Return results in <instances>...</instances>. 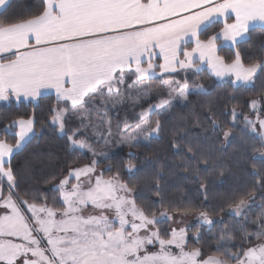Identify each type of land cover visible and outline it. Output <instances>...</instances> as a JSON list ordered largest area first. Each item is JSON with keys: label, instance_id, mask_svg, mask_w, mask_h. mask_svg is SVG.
Wrapping results in <instances>:
<instances>
[{"label": "snow or ice", "instance_id": "obj_1", "mask_svg": "<svg viewBox=\"0 0 264 264\" xmlns=\"http://www.w3.org/2000/svg\"><path fill=\"white\" fill-rule=\"evenodd\" d=\"M38 2L22 16L9 12L13 0H0V101L39 106L54 92L47 124L66 137L71 151H86L89 162L51 177L56 182L49 190L33 187L31 167L22 173L13 159L38 141L35 114L5 126L12 140L0 137V264H264V89L249 102L254 118L243 116L242 131L260 145L251 152L261 166L254 163V182L228 198L234 224L206 207L166 202L159 172L142 191L141 169L132 162L136 153L114 165L112 152L93 146H150L174 102L193 93L189 73L205 67L236 90L254 87L264 77V56L246 60L242 47L255 29L264 30V0ZM225 48L231 54L221 55ZM158 72L183 76L165 81L166 92L153 95L150 82ZM195 94L210 93L198 84ZM231 115L233 126L226 129L209 116L212 132L223 137L218 145L189 129L173 136L171 147L200 181L205 202L200 169L209 170L213 155L233 140L235 108ZM253 207L259 212L250 219ZM190 214L200 226L191 235L184 224ZM217 224L223 227L211 235L214 243L202 244V229L211 234ZM193 238L199 246L189 244Z\"/></svg>", "mask_w": 264, "mask_h": 264}, {"label": "trees", "instance_id": "obj_2", "mask_svg": "<svg viewBox=\"0 0 264 264\" xmlns=\"http://www.w3.org/2000/svg\"><path fill=\"white\" fill-rule=\"evenodd\" d=\"M39 7L38 0H13L9 12L12 14L26 16L31 14ZM216 26H214L215 29ZM211 31V29H210ZM242 52L245 59L249 57L258 59L264 56V30L255 29L251 33V40L243 45ZM221 55H229L230 50L225 48ZM183 76L164 75L156 77L150 82V89L153 95L166 92L162 86L165 81L180 79ZM189 83L192 89L198 84H204L208 90V95H197L195 92L188 96L187 101L174 102L171 112L164 117V130L159 138L154 139L150 146L132 148L131 152L136 153L133 163L141 169L137 179L141 185V190L147 192L151 184V178L159 172L162 176L160 181L163 188V195L166 202H175L180 205H191L194 208L206 207L210 212H216V218L224 217V220L231 224L235 221L227 215L228 198L230 194L239 188L250 186L254 181L250 175L252 165L261 166L259 160L252 159L251 149L253 146L260 147L259 143L249 138L242 129L244 128V115H250V101L258 99L261 89H264V77H260L254 87L239 90L234 89L228 83L216 81L207 71L199 74L189 73ZM54 101V97L47 96L40 101L39 106L28 102H11L0 105V137H6L10 141L12 136L5 131V126L10 121L18 117H27L35 114L36 130L40 133L38 141H33L26 149L20 152L13 159V165L21 169L23 173L25 166L31 167L29 179L33 187H40L42 190H49L55 180L53 176H59V173L66 172L68 166H78L89 162L87 152H73L69 149L66 137L59 134V131L47 124L48 105ZM126 106H131L132 100H126ZM264 108V104H261ZM235 108L239 113L235 121V136L222 152H216L209 165V170L200 169V176L207 183L208 200L205 202L202 190L199 187L200 181L194 178L191 171L186 172L184 161L181 155H177L171 147L173 136L177 131L183 133L184 129H189L200 136L211 137L210 143L217 145L222 142L223 137L219 130L215 133L211 129L209 116L219 122L222 129L233 126L231 111ZM211 109V112H209ZM123 115V113L121 114ZM198 122V123H197ZM207 129V132L205 131ZM220 139L217 140L216 137ZM247 141L245 144L242 138ZM117 149L114 153V165H121L130 158L125 155L123 150ZM194 163V162H193ZM103 167V165H102ZM223 169V175L219 170ZM127 178V173H124ZM49 178V183H45V178ZM51 195V193H49ZM148 195L153 200L151 192ZM261 203L259 190L256 195V205ZM223 208V211H221ZM162 210V209H161ZM259 212L258 207H253L249 213L250 219H255ZM239 227V225H236ZM223 225L217 224L210 234L206 228L202 229L204 239L201 241L204 245L214 243L211 235L217 233ZM250 231L255 230V226L248 225ZM195 232V228L190 229V235ZM189 244L197 245L195 240L190 239Z\"/></svg>", "mask_w": 264, "mask_h": 264}, {"label": "rangeland", "instance_id": "obj_3", "mask_svg": "<svg viewBox=\"0 0 264 264\" xmlns=\"http://www.w3.org/2000/svg\"><path fill=\"white\" fill-rule=\"evenodd\" d=\"M164 75H168V74H164ZM163 75V76H164ZM157 77H161L160 73L158 72L157 73ZM193 92H195V89H193ZM178 102H184V101H178ZM261 107V105H260ZM237 112V111H236ZM238 113V112H237ZM238 116H239V113H238ZM249 116H253V113H252V110L250 108V115ZM232 117V115H231ZM232 120H233V117H232ZM113 124H115V120L113 121ZM60 134V133H59ZM61 135V134H60ZM93 146L97 149V150H104V151H110L112 152L113 154L116 152L117 149H114L112 145H105L103 142H99V143H95L93 144ZM125 149L123 150L124 154L127 155L129 151H131V149H129L128 147H124ZM86 152V151H85ZM184 224H187V225H190L191 228L190 229H193L195 228V231L199 226L198 222H197V219H196V214H190L188 216H186L184 218ZM204 228L207 229V227L205 226ZM192 240H195L194 238Z\"/></svg>", "mask_w": 264, "mask_h": 264}, {"label": "crops", "instance_id": "obj_4", "mask_svg": "<svg viewBox=\"0 0 264 264\" xmlns=\"http://www.w3.org/2000/svg\"><path fill=\"white\" fill-rule=\"evenodd\" d=\"M205 71H207L206 67H205ZM207 73H209V72L207 71ZM214 79H215V78H214ZM48 96H52V97H54V92H49ZM54 98H55V97H54ZM5 103H8V102H7V101H0V105H1V104H5Z\"/></svg>", "mask_w": 264, "mask_h": 264}]
</instances>
